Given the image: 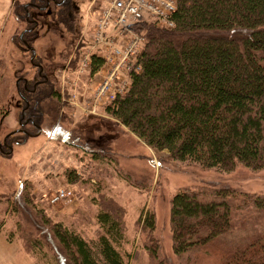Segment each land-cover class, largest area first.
Returning <instances> with one entry per match:
<instances>
[{
  "label": "trees",
  "instance_id": "obj_1",
  "mask_svg": "<svg viewBox=\"0 0 264 264\" xmlns=\"http://www.w3.org/2000/svg\"><path fill=\"white\" fill-rule=\"evenodd\" d=\"M74 1L21 5L14 0L13 14L25 28L13 44L28 53L36 49L39 35L31 10L42 14L51 2L58 8L57 24L72 33ZM175 1L173 29L151 20L132 26L145 38L136 59L140 71L130 74L129 88L105 112L174 161L223 172L238 166L264 169V0ZM104 64L102 56L94 55L91 74ZM38 95L41 120L46 111L58 118L60 91L42 86ZM73 178L74 172L68 180ZM36 220H43L52 235L39 228L45 240L25 237L26 244L31 252L44 251L47 244L53 264H127L116 209H100L97 221L104 234L94 241L50 221L43 211ZM139 222L149 235L155 232L153 212L143 211ZM170 224L174 254H193L195 264H264V195L231 187L183 188L171 201ZM150 242L155 258L158 244L153 238Z\"/></svg>",
  "mask_w": 264,
  "mask_h": 264
},
{
  "label": "rangeland",
  "instance_id": "obj_2",
  "mask_svg": "<svg viewBox=\"0 0 264 264\" xmlns=\"http://www.w3.org/2000/svg\"><path fill=\"white\" fill-rule=\"evenodd\" d=\"M106 1L75 0L72 33L57 24L54 2L42 14L31 10L39 35L35 50L61 93L60 110L58 118L46 111L40 134L16 145L12 155L0 156V264H53L54 253L47 244L44 251L33 252L26 244L27 239H44L39 228L48 230L43 220V224L36 220L40 211L94 241L104 234L97 215L106 206L116 209L122 220L121 252L127 264H195L193 254L177 256L173 251L170 216L175 195L197 187H231L264 195V169L238 166L223 172L174 161L167 151L156 152L139 141L105 112L107 104L95 101L99 76L85 71L82 60L85 55L105 56V51L93 47L92 28L94 13ZM13 4L14 0H0V139L19 128L16 81L33 68L31 53L13 44V37L25 28L16 21ZM134 36L145 44L143 35L133 29L118 46ZM143 211L155 214L151 235L139 222ZM47 234L52 235L50 230ZM152 238L158 244L155 258L148 249Z\"/></svg>",
  "mask_w": 264,
  "mask_h": 264
},
{
  "label": "built area",
  "instance_id": "obj_3",
  "mask_svg": "<svg viewBox=\"0 0 264 264\" xmlns=\"http://www.w3.org/2000/svg\"><path fill=\"white\" fill-rule=\"evenodd\" d=\"M106 2L103 8L94 13L95 25L92 28L96 42L93 47L100 48V52L105 51L103 56L105 65L100 70L102 76L99 75L95 91V101L101 105H108L115 101L118 95L124 94L130 86V74L140 71L136 66V59L143 48L144 39L134 36L122 42L120 46L118 43L123 41V37L127 34L133 33L134 24L145 20H151L161 28L173 29L174 15L177 11L175 0H107ZM92 62L93 57L85 55L82 60L85 71L91 69ZM62 197L63 195L58 196V198Z\"/></svg>",
  "mask_w": 264,
  "mask_h": 264
},
{
  "label": "flooded vegetation",
  "instance_id": "obj_4",
  "mask_svg": "<svg viewBox=\"0 0 264 264\" xmlns=\"http://www.w3.org/2000/svg\"><path fill=\"white\" fill-rule=\"evenodd\" d=\"M30 51V65L33 68L26 73L28 75L27 77H18L16 81V91L19 96V101L16 104V108L19 110V128L15 132L9 133L0 139V156L12 155L16 145L25 143L27 138L41 133L42 127L40 121L43 115L41 111L39 112V116L37 114L39 100L41 98L38 95L39 87L50 86L55 89L50 75L46 73V67L43 64L41 56L38 55L35 49H31ZM31 70L35 72L34 75H32ZM30 74L32 75L31 77L29 76ZM21 88H23V91Z\"/></svg>",
  "mask_w": 264,
  "mask_h": 264
},
{
  "label": "crops",
  "instance_id": "obj_5",
  "mask_svg": "<svg viewBox=\"0 0 264 264\" xmlns=\"http://www.w3.org/2000/svg\"><path fill=\"white\" fill-rule=\"evenodd\" d=\"M101 73H102V72H100V74H98V75H95V76H96V77H98L99 75H101Z\"/></svg>",
  "mask_w": 264,
  "mask_h": 264
}]
</instances>
